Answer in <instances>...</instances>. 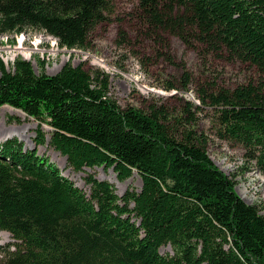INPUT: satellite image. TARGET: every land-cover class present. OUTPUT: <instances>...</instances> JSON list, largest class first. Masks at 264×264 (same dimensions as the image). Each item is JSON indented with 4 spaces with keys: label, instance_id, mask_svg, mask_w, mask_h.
I'll return each instance as SVG.
<instances>
[{
    "label": "trees",
    "instance_id": "16d2710c",
    "mask_svg": "<svg viewBox=\"0 0 264 264\" xmlns=\"http://www.w3.org/2000/svg\"><path fill=\"white\" fill-rule=\"evenodd\" d=\"M139 9L151 29L264 76V0H139ZM111 11L110 0H0V36L36 28L62 47L88 49ZM204 93L219 136L243 144L264 174V81ZM4 105L38 124L34 148L16 136L0 141V231L14 239L0 245V264H264V213L190 127L199 105L189 101L179 118L155 104L122 107L99 67L68 61L38 74L21 56L8 68L0 55ZM45 127L74 170L113 168L122 181L136 171L141 188L119 195L92 174L81 188L39 153ZM167 245L171 254L160 251Z\"/></svg>",
    "mask_w": 264,
    "mask_h": 264
},
{
    "label": "rangeland",
    "instance_id": "374dc122",
    "mask_svg": "<svg viewBox=\"0 0 264 264\" xmlns=\"http://www.w3.org/2000/svg\"><path fill=\"white\" fill-rule=\"evenodd\" d=\"M110 1V19L94 29L89 37L91 46L88 49L62 47L52 36L29 28L24 33L0 36L1 57L9 68L16 57L21 56L32 62L38 74H56L68 61L75 66L83 64L87 70L99 67L110 73L112 93L122 107L135 106L148 111L155 104L179 118L188 115L185 108L189 101L194 102L200 108H191L196 119L190 127L207 138L210 157L236 181L240 197L249 204L257 205L264 213V174L261 166L249 156L243 144L219 136L215 111L202 101L204 92H216L222 88L233 90L249 83L256 85L264 81V76L250 63L208 53L197 43L189 45L168 31L151 29L139 9V0ZM26 54L31 58H27ZM41 60H45L44 65ZM169 84L174 86L170 88ZM17 118L21 122H17ZM37 124L34 118L19 109L9 105L0 107V135L15 129L18 133L16 137L28 148L36 147ZM45 130L48 132L47 141L38 146L39 153L48 156L64 175L81 188L89 190L85 181L89 174L113 183L119 195L127 189L141 188V176L136 171L122 181L113 168L97 166L74 170L68 165L66 157L49 143L50 128L45 127ZM1 232L0 245L13 242L10 233ZM160 251L163 254L172 253L169 245L162 246Z\"/></svg>",
    "mask_w": 264,
    "mask_h": 264
},
{
    "label": "bare ground",
    "instance_id": "6f19581e",
    "mask_svg": "<svg viewBox=\"0 0 264 264\" xmlns=\"http://www.w3.org/2000/svg\"><path fill=\"white\" fill-rule=\"evenodd\" d=\"M56 40V39H55ZM27 55V56H26ZM25 56L27 57V58H31L28 54H26ZM18 136V133L16 132V130L15 129H9V130H6L3 134H1L0 135V140L1 139H5V138H7V137H11V136ZM243 198L244 199H246V197L243 195ZM2 232L0 231V234H1ZM3 234V233H2Z\"/></svg>",
    "mask_w": 264,
    "mask_h": 264
},
{
    "label": "water",
    "instance_id": "95a60500",
    "mask_svg": "<svg viewBox=\"0 0 264 264\" xmlns=\"http://www.w3.org/2000/svg\"><path fill=\"white\" fill-rule=\"evenodd\" d=\"M67 159V158H66ZM120 195H122V194H120Z\"/></svg>",
    "mask_w": 264,
    "mask_h": 264
}]
</instances>
